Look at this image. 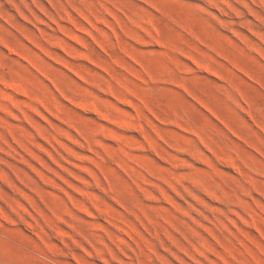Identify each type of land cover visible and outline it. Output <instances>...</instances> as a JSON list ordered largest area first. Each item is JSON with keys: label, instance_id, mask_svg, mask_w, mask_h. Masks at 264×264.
I'll list each match as a JSON object with an SVG mask.
<instances>
[{"label": "rangeland", "instance_id": "rangeland-1", "mask_svg": "<svg viewBox=\"0 0 264 264\" xmlns=\"http://www.w3.org/2000/svg\"><path fill=\"white\" fill-rule=\"evenodd\" d=\"M0 264H264V0H0Z\"/></svg>", "mask_w": 264, "mask_h": 264}]
</instances>
